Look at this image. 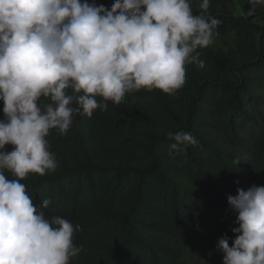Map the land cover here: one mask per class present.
Wrapping results in <instances>:
<instances>
[{"label": "trees", "instance_id": "trees-1", "mask_svg": "<svg viewBox=\"0 0 264 264\" xmlns=\"http://www.w3.org/2000/svg\"><path fill=\"white\" fill-rule=\"evenodd\" d=\"M237 1L244 16L230 11L233 0H210L209 9L221 21L219 36L236 35L235 48L201 50L205 67L188 65L174 96L142 89L92 118L74 116L67 135L51 130L57 170L20 182L34 205L51 198L46 218L81 226L73 242L83 251L72 264H182L202 224L229 206L228 195L264 186V25L247 15L248 0ZM201 2L190 0L194 14ZM96 3L110 10L114 0ZM180 130L199 143L173 158L167 133ZM235 221L229 208L192 264H223L218 240L227 234L232 246Z\"/></svg>", "mask_w": 264, "mask_h": 264}, {"label": "clouds", "instance_id": "clouds-1", "mask_svg": "<svg viewBox=\"0 0 264 264\" xmlns=\"http://www.w3.org/2000/svg\"><path fill=\"white\" fill-rule=\"evenodd\" d=\"M248 4L254 16L264 0ZM199 8L194 14L190 0H114L110 10L96 0H0V264L79 257L83 246L73 241L81 226L46 218L51 198L34 205L20 181L57 170L51 130L67 135L74 116L92 118L142 89L174 96L188 65L204 68L201 50L214 44L221 21L209 13L210 0ZM167 136L173 158L199 143L183 130ZM227 199L239 226L232 246L227 234L218 240L223 264H264V186Z\"/></svg>", "mask_w": 264, "mask_h": 264}, {"label": "rangeland", "instance_id": "rangeland-1", "mask_svg": "<svg viewBox=\"0 0 264 264\" xmlns=\"http://www.w3.org/2000/svg\"><path fill=\"white\" fill-rule=\"evenodd\" d=\"M228 8L235 16H244L245 10L241 8L237 0H233ZM251 19L258 25H264V7H258L256 14L251 16ZM235 46L236 35L230 33L227 36H216L214 44L208 47V49L214 52L223 51L226 53L229 49L235 48ZM236 194L237 191L234 195ZM229 208L228 205H223L215 209L209 216L208 220L202 224L200 229L194 234L193 242L187 247L182 256V264L193 263L194 254L203 250L207 246L210 237L215 233L218 225L227 217Z\"/></svg>", "mask_w": 264, "mask_h": 264}]
</instances>
